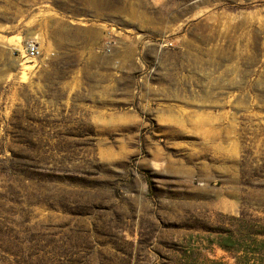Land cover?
<instances>
[{"label": "rangeland", "instance_id": "374dc122", "mask_svg": "<svg viewBox=\"0 0 264 264\" xmlns=\"http://www.w3.org/2000/svg\"><path fill=\"white\" fill-rule=\"evenodd\" d=\"M0 264H264V0H0Z\"/></svg>", "mask_w": 264, "mask_h": 264}, {"label": "built area", "instance_id": "2783aa9c", "mask_svg": "<svg viewBox=\"0 0 264 264\" xmlns=\"http://www.w3.org/2000/svg\"><path fill=\"white\" fill-rule=\"evenodd\" d=\"M22 51H24V54L32 60H37L42 55L38 44L33 42V40L25 41Z\"/></svg>", "mask_w": 264, "mask_h": 264}]
</instances>
